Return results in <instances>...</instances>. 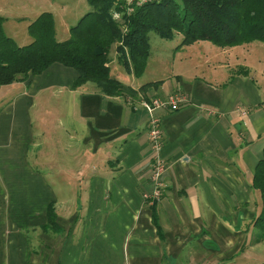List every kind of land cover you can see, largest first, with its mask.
Returning a JSON list of instances; mask_svg holds the SVG:
<instances>
[{"label": "crops", "instance_id": "0c3cea01", "mask_svg": "<svg viewBox=\"0 0 264 264\" xmlns=\"http://www.w3.org/2000/svg\"><path fill=\"white\" fill-rule=\"evenodd\" d=\"M259 43L218 52L191 44L201 55L178 59L186 65L176 85L138 82L115 54L110 75L125 88L118 96L92 83L72 89L75 72L58 64L1 86L12 96L0 98V264H252L250 248H240L255 234L248 204L259 197L251 178L264 148ZM212 56V80L197 76ZM173 93L185 103L155 112L166 168L161 200L148 206L149 115L135 95ZM49 206L56 229L47 227ZM29 229L44 234L30 250L19 242Z\"/></svg>", "mask_w": 264, "mask_h": 264}, {"label": "trees", "instance_id": "16d2710c", "mask_svg": "<svg viewBox=\"0 0 264 264\" xmlns=\"http://www.w3.org/2000/svg\"><path fill=\"white\" fill-rule=\"evenodd\" d=\"M113 2L87 0L92 11L69 29L70 37L64 41L55 39L52 15L43 12L28 25L32 42L25 46H18L4 33L5 19L0 16V87L27 81L50 65L61 64L76 71L72 89L90 82L104 96H118L125 88L110 75V48L118 42L117 62L129 74L140 76L149 56L150 32L163 40L181 34L176 50L198 41L222 48L251 42L264 46V0H160L123 14L119 21L111 17ZM157 84L147 83L140 90ZM251 188L262 204L251 223L257 229L255 241L260 243L264 241V148L252 173ZM47 221L48 228L56 229L52 206L47 209Z\"/></svg>", "mask_w": 264, "mask_h": 264}, {"label": "rangeland", "instance_id": "374dc122", "mask_svg": "<svg viewBox=\"0 0 264 264\" xmlns=\"http://www.w3.org/2000/svg\"><path fill=\"white\" fill-rule=\"evenodd\" d=\"M90 11H92V8L87 3V0H0V16L5 19L3 23L4 33L8 37L13 38L16 41V43L19 45H21V43L24 42L25 39H29V35L27 31L28 25L39 14L43 12H49L52 15L56 40L64 41L70 37L69 29L75 26L78 20L84 14ZM147 37H148V42H149V57L146 61V65H145L143 73L139 77L136 76L135 78L137 79L138 82H143V81L146 82V81L157 79V80L163 81L161 85H176L177 83H176L174 74H177L180 68H183L186 65L184 64L183 61L182 63H179L178 59L179 58L186 59L187 56L190 54V52H193L194 54L192 57L193 59H191V63L192 62L194 63V61L197 60L196 58H198L201 55V53L198 52V50L200 49L197 48L196 46L187 45V46H183L182 48L176 50V47L177 45H179L180 40L182 38V35L179 33L175 34L174 37L170 40H163L160 37H158L157 34H154V32L148 33ZM256 43L257 42H255V44ZM116 45H118V42H115L110 48V51H109L110 59H112V57H114L116 54ZM208 45H211L212 49L215 48V50L213 51L218 52L221 50L220 49L221 47L215 46L211 42H208ZM258 45L259 46L257 49L259 50L260 53L263 54V51H264L263 44L259 43ZM213 57L214 56L210 57L209 62L203 65L201 67L202 69H198V71H196L197 76L199 77L202 76L204 78L212 80V72H213L212 70H214L213 67H216V62H218V61H215ZM219 60H221V58ZM198 63L199 61H197V65ZM58 65H61V64H58ZM115 65L117 69L119 70L118 71L119 75L125 73L124 70L119 65H117V63ZM61 66H64V65H61ZM112 66L113 65H111L110 68H113ZM66 68H69V67H66ZM69 69H72V68H69ZM72 70L76 74V71L74 69ZM219 71H222V70H219ZM76 77L77 76H75V78ZM13 83L21 84V83H24V81H16ZM5 86H8V85H5ZM14 93H16V91H14ZM11 96H12V92H9V91L7 93L4 92L0 94V98L2 97L4 101L8 100ZM135 97L139 99V102L141 101V97L145 98L146 101H149L151 98H156V97L149 98V96L145 97L144 95H139V94L135 95ZM129 98H133V97H129ZM171 112H174V111H171ZM150 169H151V157H150ZM149 181L151 185L150 191L142 194L143 202L148 206L154 205L155 203L161 200L163 186H164L162 179H160L161 188L159 187L158 199L150 198L147 196H149L154 191V188H156V184L152 180L151 173L149 176ZM253 201H255L254 204H256V206L254 207L252 203H249L248 206L252 210L256 208V212L257 214H259L261 211V207H262L261 201L257 195L253 197ZM252 228H255V227H253L252 225ZM251 230L249 231L250 233H248V236H244V241H243L244 244L240 248L241 252L242 250H245V249L247 250V248H250L252 253L255 254V255L250 254L252 257H254V259L252 260V264H264V241H261L260 243L259 242L256 243L255 235H256L257 229L255 228V234L252 236H251L252 234ZM29 231L30 229L26 233L21 231V237H20L21 239L19 242L21 243V246L23 247L28 245L29 250H30L31 247L35 249V244L39 245V239H40L39 235L40 237L43 238L44 234L37 232L39 234H36L35 236L34 233L32 234ZM40 245L42 244L40 243ZM248 260H251V259H248Z\"/></svg>", "mask_w": 264, "mask_h": 264}, {"label": "built area", "instance_id": "2783aa9c", "mask_svg": "<svg viewBox=\"0 0 264 264\" xmlns=\"http://www.w3.org/2000/svg\"><path fill=\"white\" fill-rule=\"evenodd\" d=\"M160 1V0H114L113 8L111 10V17L114 21H119L123 14L129 15L136 8H139L148 3ZM185 103V98L179 93L169 94L166 97L151 98L146 101L141 97L140 104L144 111L147 112V141L151 151V177L156 184L154 191L147 197L157 198L159 197V187L161 188V176L164 172L165 163L160 156L162 142V131L160 128L159 120L155 116V112L158 110L176 111L182 107ZM245 112H242L244 115Z\"/></svg>", "mask_w": 264, "mask_h": 264}]
</instances>
